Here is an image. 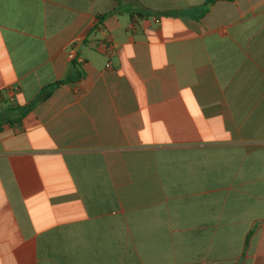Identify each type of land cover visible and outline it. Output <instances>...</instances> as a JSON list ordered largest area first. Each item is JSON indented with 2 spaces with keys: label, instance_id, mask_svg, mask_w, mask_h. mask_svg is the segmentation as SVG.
Instances as JSON below:
<instances>
[{
  "label": "crops",
  "instance_id": "1",
  "mask_svg": "<svg viewBox=\"0 0 264 264\" xmlns=\"http://www.w3.org/2000/svg\"><path fill=\"white\" fill-rule=\"evenodd\" d=\"M208 1L0 0V264H264V0Z\"/></svg>",
  "mask_w": 264,
  "mask_h": 264
},
{
  "label": "built area",
  "instance_id": "2",
  "mask_svg": "<svg viewBox=\"0 0 264 264\" xmlns=\"http://www.w3.org/2000/svg\"><path fill=\"white\" fill-rule=\"evenodd\" d=\"M104 46L107 47V49H111L109 44H104ZM68 58H70V59H74L75 58V55H74L73 51H71V52L68 53ZM78 61H81V59L78 58ZM108 65L109 64H107V66Z\"/></svg>",
  "mask_w": 264,
  "mask_h": 264
},
{
  "label": "trees",
  "instance_id": "3",
  "mask_svg": "<svg viewBox=\"0 0 264 264\" xmlns=\"http://www.w3.org/2000/svg\"><path fill=\"white\" fill-rule=\"evenodd\" d=\"M214 1H216V0H209V1H208V4H211V3H213Z\"/></svg>",
  "mask_w": 264,
  "mask_h": 264
}]
</instances>
